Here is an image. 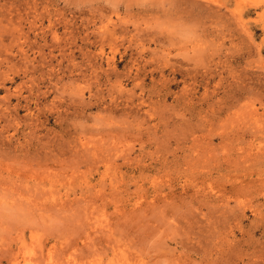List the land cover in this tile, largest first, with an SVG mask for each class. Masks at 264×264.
<instances>
[{
    "label": "rangeland",
    "instance_id": "374dc122",
    "mask_svg": "<svg viewBox=\"0 0 264 264\" xmlns=\"http://www.w3.org/2000/svg\"><path fill=\"white\" fill-rule=\"evenodd\" d=\"M0 264H264V0H0Z\"/></svg>",
    "mask_w": 264,
    "mask_h": 264
}]
</instances>
